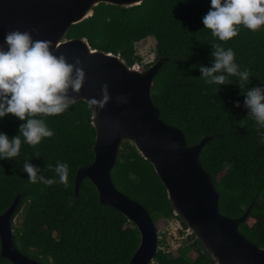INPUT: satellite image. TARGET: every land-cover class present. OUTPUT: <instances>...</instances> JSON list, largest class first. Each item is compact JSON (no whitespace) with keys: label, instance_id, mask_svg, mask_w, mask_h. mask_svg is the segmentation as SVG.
Instances as JSON below:
<instances>
[{"label":"trees","instance_id":"obj_1","mask_svg":"<svg viewBox=\"0 0 264 264\" xmlns=\"http://www.w3.org/2000/svg\"><path fill=\"white\" fill-rule=\"evenodd\" d=\"M148 36L155 39V60L169 57L151 91L161 117L189 143L213 135L201 161L213 175L219 209L238 217L253 201L238 229L264 247V0H143L128 7L100 2L66 34L119 53L127 64L141 61L135 42ZM34 99L0 84V213L21 194L12 215L16 247L42 264H128L140 240L137 227L100 204L90 180L74 192L78 166L93 160L88 103L28 108ZM112 180L143 204L154 223L175 217L185 226L152 164L128 141L120 146ZM0 264L11 262L0 253ZM150 264L213 259L188 235L175 250L159 248Z\"/></svg>","mask_w":264,"mask_h":264},{"label":"water","instance_id":"obj_2","mask_svg":"<svg viewBox=\"0 0 264 264\" xmlns=\"http://www.w3.org/2000/svg\"><path fill=\"white\" fill-rule=\"evenodd\" d=\"M142 1L0 0V84L35 94L28 108L56 101L88 103L95 129L93 160L78 166L74 192L84 178L90 180L99 203L116 208L137 227L140 240L128 264H150L159 246L148 210L112 180L124 141L152 164L186 236L202 243L213 264H264V247L238 229L253 201L238 217L219 209V191L201 161V149L213 135L189 143L153 101L154 77L169 57L146 66L127 64L119 53L91 47L85 37H66L71 25L92 15L100 2L128 7ZM20 197L17 193L0 213V253L11 264H42L13 240L12 215Z\"/></svg>","mask_w":264,"mask_h":264},{"label":"rangeland","instance_id":"obj_3","mask_svg":"<svg viewBox=\"0 0 264 264\" xmlns=\"http://www.w3.org/2000/svg\"><path fill=\"white\" fill-rule=\"evenodd\" d=\"M136 54L141 57L140 64L146 66L155 60L156 48L155 39L153 36H148L135 42ZM20 215H16L13 223L18 225ZM157 228L158 239L160 243L159 248L164 250H175L178 246L182 245L186 239L185 226L182 225L178 218H164L161 217L155 222Z\"/></svg>","mask_w":264,"mask_h":264}]
</instances>
